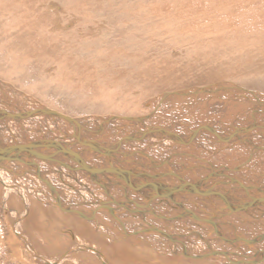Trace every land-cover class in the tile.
Wrapping results in <instances>:
<instances>
[{
	"label": "bare ground",
	"instance_id": "6f19581e",
	"mask_svg": "<svg viewBox=\"0 0 264 264\" xmlns=\"http://www.w3.org/2000/svg\"><path fill=\"white\" fill-rule=\"evenodd\" d=\"M51 6L60 9L59 6L53 4ZM38 15L44 17L41 12ZM27 24H30V21ZM53 27H59L58 23ZM9 38H11L10 35ZM252 79H248L246 83L248 85L253 83H255L254 85L260 84L258 79ZM23 92L0 80V182L6 185L9 180H12L14 184L11 185H15V189H12L11 182L9 186H7L8 184L5 186L7 191L5 196L9 195L10 191H16L18 184H21L33 196L28 197V193L24 192L25 189L18 185L22 191H19V195L14 196V198L10 197L11 199L17 198L18 203L22 204L23 211L12 208V211H7L6 215L4 214L8 222L9 238L7 236V239L10 240V251L13 258L23 261L22 263L24 264H68V262L73 264L79 261L76 258L77 253L85 252L88 253L86 254L88 257L92 260H98L100 264H126L119 259V261L115 260V256L112 257L115 252L108 251L106 248L108 244L105 245L104 242H100L99 238H97L103 235L105 236L104 238L108 237L111 239L109 233L115 228L125 234L124 236L131 239L132 242H139V245L147 243L149 245L147 247L152 252V255H147L154 260H160L163 264L170 263L167 260H163L162 257H173L175 260L183 261L186 264H210L209 261L213 258L229 264L236 261L237 264L246 263L244 261L246 258L248 259L247 264L264 263V242L259 243V245L253 243L255 239L257 240L259 237L262 238L264 236V232L259 234V231H264V165L262 166L264 164L262 163L264 160V116H260L264 114V93L238 86L235 83L227 84L226 81H223L204 86L171 90L161 96L153 97L147 102V105L149 106L150 104L152 109L148 113L137 116L118 115L109 117L107 115L104 117H90L87 115L86 117L74 119L50 109L40 102L33 101L32 98L30 99ZM256 92H259L260 95H257ZM180 99H184L182 103L185 104L182 105L178 102ZM28 100L32 101L27 102ZM192 100L198 103L201 102L202 106L198 107V105L191 102ZM203 102H206V104H202ZM32 103H36L40 107L34 108ZM211 104L214 105L215 111L216 109L220 111V114L218 112L217 116H212L213 111H207L210 108L209 106L212 108ZM174 106L180 110H175ZM203 106L206 108L204 111L202 109ZM237 119L240 120L237 122ZM143 132H145L144 136L146 137L143 136L144 138L140 139V135ZM167 132L180 136L182 142L168 138ZM213 136L215 139L218 138L217 140L220 143L222 142L221 147L215 145L218 141L208 140ZM125 138L132 141L121 140ZM154 138L158 140L163 138L165 141H170L169 145L177 144L182 146L187 145L184 141L194 142L201 147V150L212 149L214 152H218L209 155V157L211 156V161L207 158V161H205L209 162L207 165L198 159V157L203 158L200 156L199 151L198 153L185 155V157L197 159L194 160L195 164L193 167L182 164L184 161L181 164L175 161H156L154 158L158 155H161V158L169 155L176 156L179 151H175V148L168 147V145L167 148H164L165 144H159V141ZM85 145H88L93 150L86 149ZM145 148H148L147 150L150 152H144ZM166 149L170 151L167 155H165ZM187 150L183 151L186 152ZM241 151L244 153L243 155L251 154L250 158L254 159L253 167L256 166V172H259L258 175L256 172H252V176L256 179L252 184H250L251 179L248 177L244 178L245 173H248L247 169H244V172L240 174L245 181L243 179L237 180L235 176L233 177L224 169V171H218V166H227V163L221 162L222 160L218 162L220 160L217 159L219 154L228 158L231 155L237 157ZM253 151H255V154ZM205 152L201 153L204 154ZM236 157L231 158V161L233 166L238 167L240 170L241 168L239 167L241 165L237 164L238 160H236ZM213 160H217V162ZM134 161L136 162L134 163ZM227 161L230 162V160ZM127 162L132 163L127 164ZM259 163L261 165L258 167L257 164ZM155 164L156 167L154 168L152 165ZM142 165L147 169H144ZM114 166H120V168L110 171L113 170ZM195 166L198 167L195 169ZM159 167L160 169H158ZM236 167L234 168L235 172L237 171ZM164 168L173 174L176 173L172 177H169V175L167 177L177 180L182 185L179 186L180 188L177 186L178 189H174L175 191L167 189L164 184H169L170 180L167 181V178H164L166 176L163 173ZM50 170L55 171L57 175L52 171L54 174L48 180L44 174L49 173ZM16 171H22V174L29 172L31 181L24 178L14 181L13 174ZM127 173L143 179L149 185L150 193L145 195L142 193L137 194L136 189L138 188L135 183L133 188L130 187L132 192L136 191L134 192V197H127V192V194L121 193L123 192L121 188V190L119 189L120 192L119 190L113 191L111 190L112 188L108 187L109 180ZM194 178L201 181L194 180ZM222 181H228L231 185L223 187L221 185ZM126 184L128 183L126 182ZM78 186H84V188L89 190L87 192L88 195H85V192L82 193ZM142 186L144 187L143 183ZM188 192H190L189 196ZM244 195L247 197L244 198ZM5 196L4 199L6 200ZM154 196L156 199L157 197H164V199L165 197L170 199L177 197L176 201L178 199L191 207L192 216H194L189 215L190 218L184 220L182 225H178V222H165L161 218H156V214H161L159 210H150L152 212L151 215L155 217L153 222L149 224L140 223L136 218H134L136 220L132 219V215L127 211L135 210L136 208L141 209L143 205L149 207L156 200L152 198ZM195 199L198 203H195ZM236 200L245 202L248 205L242 204L234 208L232 203L236 202ZM256 201H259L258 205ZM30 202L32 215L41 213L42 216H40L43 220L45 217L49 218L48 220L56 224L55 226L66 224L67 228L70 227V232L66 235L68 238H70L71 233L75 234L77 240L72 243L73 246L70 244L69 249L64 251L66 252L64 255H60L58 258L42 256V249L37 240L39 237L36 238L34 236L35 232L30 226H23L22 224L23 218L25 219L31 211L30 205V211L26 206ZM5 203L7 204L6 201ZM229 205L233 206L232 209L228 207ZM215 208L225 212L220 216L214 214L217 217L211 219L210 217H212L213 213H216L214 212ZM197 210H200V212ZM166 212L164 211L165 214H169L168 218H176L172 210L170 212L168 209ZM204 214L208 215L205 216ZM61 215L66 217V219L62 218ZM129 218L130 220H128ZM223 218L227 221L224 224ZM39 222L42 223L41 221ZM52 222H49L50 225H52ZM220 223L226 226L223 232L218 229ZM238 226L242 228L241 231L243 232H245L243 230L244 226L249 228L246 231L250 230V226L254 227V229L251 228L252 231L255 230V233L252 232L254 234L253 237L249 238L251 235L249 236L248 234L249 237L247 235L239 236L238 232L236 233L237 229L240 230ZM66 227L64 226V228ZM80 232L87 234L89 237L93 236L90 238L92 240L90 242L89 240L86 241L87 239L82 237ZM115 234L117 235L118 233L115 232ZM208 234L211 237L213 236L212 239L206 237ZM239 234L241 233L239 232ZM222 236H229L228 238H231L229 240L233 242V245L227 243L229 246H226L224 244L225 241L221 240L224 239ZM122 242L120 241V243ZM247 245L248 248L246 247ZM129 246L127 247L130 249ZM131 246H133L132 252L136 247L134 248L135 245ZM159 248L160 250L163 248V254L154 255ZM126 250L123 253L121 251L119 254L121 256L126 254ZM253 250L254 252H252ZM247 252L253 254L254 258L246 256ZM156 254L158 253L156 252ZM26 258H29L28 262Z\"/></svg>",
	"mask_w": 264,
	"mask_h": 264
},
{
	"label": "rangeland",
	"instance_id": "374dc122",
	"mask_svg": "<svg viewBox=\"0 0 264 264\" xmlns=\"http://www.w3.org/2000/svg\"><path fill=\"white\" fill-rule=\"evenodd\" d=\"M62 2L61 0H0V80L9 83L20 92L24 91L33 101L40 102L50 109L66 114L69 118L78 119L87 115L90 117H104L107 115L109 117L118 115L137 116L148 113L152 109L150 104L147 105V102L153 97L161 96L171 90L204 86L223 81H226L227 84L235 83L238 86L264 93V0H62ZM52 4L59 6L60 9L52 7ZM40 12L43 13L44 17L38 15ZM29 21L30 24H27ZM7 22L11 24H7ZM57 23L59 27H53ZM6 25H8L7 28ZM9 35L11 38H9ZM252 78L254 80L258 79L260 84L248 85L246 82ZM259 92H256V94L260 95ZM183 100L180 99L178 102L183 105L185 104L182 103ZM30 101L32 100L27 102ZM191 102L198 105V107L201 105V102L198 103L194 100ZM204 103L206 104V102L202 104ZM34 104L32 105L34 108L40 107L38 104L36 106ZM209 107V109H214L207 110L213 111L212 116H217L218 112L220 114L219 110L216 109L217 112L215 111L214 105H212V108ZM173 108L180 110L175 106ZM202 109L203 111L206 110L204 106ZM260 116L263 117L264 114ZM239 120L237 119V122ZM217 139L213 136L208 140L218 141L219 144L215 145L221 147L222 142L220 143ZM155 140L159 141V144H165L164 148H167L168 145V147L175 148V151H179L176 156L169 155L161 158V155H158L154 158L156 161H175L178 164L184 161L182 164L193 167L196 158L185 157V155L198 153L199 151L200 156L203 158L198 157V159L207 165L209 163L205 162L207 158L211 161L209 155L218 152H214L212 149H205V151L207 150L205 152L194 142L192 144L184 141L187 145L181 146L177 144L169 145L170 141H165L163 138H159V140L156 138ZM186 147L190 148L187 150ZM85 148L93 150L88 145H85ZM147 149L145 148L144 152L149 153L150 151ZM183 150L188 152L186 151V153ZM165 151V155L170 152L168 149ZM200 151L205 153L202 154ZM253 152L255 154V151ZM243 154L241 151L237 157L231 154V156L227 155L230 156L229 158L219 154L217 159L220 160L218 162L222 160L221 162L227 163V166L219 164L218 171L225 170L233 177L235 176L237 180L243 179L245 181L248 177L251 179L250 184H252L253 181H256L255 177L252 176V172H256L257 167H253L254 159L250 158L251 154ZM234 157L238 160L237 164L241 165L240 170L232 164L231 158ZM225 159L230 160V162ZM213 161L217 162V160ZM131 163L127 162V164ZM262 163H264V160ZM257 165L259 167L261 163ZM118 167L120 168V166H114L113 170L110 171H114ZM142 167L147 169L144 165ZM196 167L198 166H195V169ZM235 167L237 173L234 171ZM244 169H247L248 173L251 172L249 174L245 173V179L240 176ZM52 171L50 170V174H44L48 180L54 173L57 175L55 171H53L54 173ZM24 173L22 174V171L14 172V181L19 178L31 181L29 172ZM256 173L258 175L259 172ZM127 174H125L126 176L122 174L123 176H119V179L109 180L108 187L112 188L113 191H118L121 188L122 190H120L123 192L119 191L123 194L128 193L127 197H134L136 191L137 194L142 193L143 195L150 193L149 185L143 179L131 173ZM164 178H167V181L170 180L169 184H165L166 187L169 186L167 187L168 190L175 191L174 189H178L181 185L173 178L167 176H164ZM12 182V180H9L8 185H6L9 186V183L13 185ZM134 183L138 189L132 192L130 189L133 188ZM6 185L4 183L0 184V264H24L23 261L12 257L10 240L7 239V236L9 238V230L5 215L7 211H12V208L23 211L22 204L18 203L17 198L11 199L10 197L14 198V196L19 195V191H22L21 187L25 189L24 192L28 193V197L33 196L21 184H18L21 187L16 186L18 189L20 187L19 190L10 191V194L5 196L7 194ZM12 185V189H15V185ZM112 185L113 187H111ZM221 185L226 187L231 184L228 181H222ZM78 187L82 193L85 192V195H88L89 190L84 186ZM189 194L190 192H188V196ZM244 197L247 196L244 195ZM152 198L156 199L155 196ZM176 198L165 197L164 199V197H157L149 207L143 205L141 209L136 208L133 209L134 211L129 210L127 212L132 215V219L136 218L140 223L149 224L153 222L155 217L151 215L150 210H159L164 216L159 213L156 214V218H161L165 222H178V225H182L184 220L190 218L193 213L187 203L178 199L176 201ZM238 201L236 200V202ZM236 202H234L235 204L232 203L234 208L238 205L247 204L240 201ZM195 203H198V201L196 200ZM30 204L31 202L26 206L28 210L31 208V211L29 210L28 216L25 219L23 218L22 224L23 226H30L35 232L34 236L39 237L37 240L42 249V256L58 258V256L64 255L66 253L64 251L69 249L70 244L72 245L77 240L75 234L71 233L70 238H68L66 235L70 232V227L67 228L66 224L55 226L56 224L48 220L49 218L45 217L43 220L41 213H38L39 215L34 214L35 216L32 215ZM183 204L186 205L183 206ZM232 205L228 207L232 209ZM166 209H169L170 212L172 210L176 218H168L169 214L164 213V211H167ZM143 210H145V213ZM214 210L216 213L212 212L211 219H215V217L225 212L223 210H220V212L216 208ZM197 211L200 212V210ZM204 215L207 216L208 214ZM61 217L66 219L63 215ZM224 219L223 224L227 222ZM49 222H52L54 227ZM219 225L221 228L218 227L219 231L223 232L226 226H223L222 223ZM251 228L252 226H250L249 231H246L249 228L244 226L243 230L245 232H243L241 231L242 228L239 227L240 230L237 229L236 233L238 232L239 236L248 234L251 236H247L251 238L254 235L252 232L255 231H252L254 227ZM115 232L121 233L114 228L110 232L111 234L109 233L111 239L104 238L103 235L97 237L100 242H104L105 245L108 244L106 246L108 251L115 252L112 256H115V260L119 259L126 264H163L160 260H154L147 255L152 253L147 247L149 246L147 243H144L146 246L144 247L148 250L143 247L144 244L139 245V242H132L131 239L124 236L125 234L121 233L119 236ZM263 232L259 231V234ZM80 233L82 237L87 239L86 241L89 240L90 242L92 240L90 238L93 236L89 237L85 233ZM206 237L212 239L213 236L211 237L208 234ZM228 237L224 236L223 238L226 239L221 240L225 241L226 246H229L227 243L233 245V242L229 240L231 238ZM127 238L128 240H126ZM260 238L255 239L253 243L259 245V243L264 242V236L261 240ZM114 240L115 242H113ZM120 241L123 242L120 243ZM126 245H130V249ZM131 245H135L134 248L136 247L132 252L133 246ZM246 247L248 248V245ZM125 249H127V253L122 254V257L119 253L121 251L123 253ZM162 251L163 248L161 250L159 248L156 251L158 254L155 252L154 255L159 256L163 254ZM84 253H77L76 258L79 261L73 264H100L98 260H92L88 257L86 255L88 253H85V255ZM130 257L131 259H129ZM172 258L162 257L170 264H186ZM28 259L26 258L27 262ZM217 260L213 258L209 262L210 264H229ZM245 260L248 261L247 258ZM68 264L70 263L68 262ZM231 264H237V261Z\"/></svg>",
	"mask_w": 264,
	"mask_h": 264
},
{
	"label": "water",
	"instance_id": "95a60500",
	"mask_svg": "<svg viewBox=\"0 0 264 264\" xmlns=\"http://www.w3.org/2000/svg\"><path fill=\"white\" fill-rule=\"evenodd\" d=\"M156 129H157V127H156ZM160 132H161V129H160ZM144 134H145V132H143L141 135H140V139L144 136ZM161 134V133H160ZM165 134V133H164ZM167 134V136H168V138H170V139H174V140H176V141H179V142H182V138L180 137V136H178V135H176L175 133H166ZM174 134V135H173ZM144 137H146V136H144ZM143 137V138H144ZM121 140H128V141H132V140H129V139H127V138H125V139H121ZM236 141V140H235ZM154 168L156 167V164L155 165H152ZM150 167V166H149ZM158 169H160V167L158 168ZM160 171V170H159ZM163 173L166 175V176H168L169 175V177H172L174 174L176 175V173H172L171 171H168L167 169H165L164 168V170H163ZM194 180H198V181H201L200 179H196V178H194ZM186 183H188L187 181H186ZM165 185V184H164ZM167 187H169V186H167ZM259 203V201H256V204H258ZM252 252H254V250L252 251ZM246 256H250V257H253L254 258V256H253V254H251V253H249V252H247L246 253ZM246 263H248V261L247 260H244Z\"/></svg>",
	"mask_w": 264,
	"mask_h": 264
},
{
	"label": "crops",
	"instance_id": "0c3cea01",
	"mask_svg": "<svg viewBox=\"0 0 264 264\" xmlns=\"http://www.w3.org/2000/svg\"><path fill=\"white\" fill-rule=\"evenodd\" d=\"M243 197V196H242ZM245 198V197H244Z\"/></svg>",
	"mask_w": 264,
	"mask_h": 264
}]
</instances>
